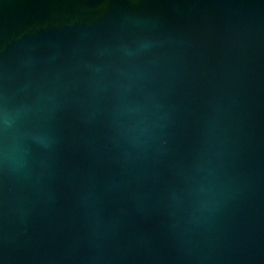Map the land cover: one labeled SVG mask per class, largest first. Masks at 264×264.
Masks as SVG:
<instances>
[{"label": "water", "instance_id": "1", "mask_svg": "<svg viewBox=\"0 0 264 264\" xmlns=\"http://www.w3.org/2000/svg\"><path fill=\"white\" fill-rule=\"evenodd\" d=\"M0 264H264V0H0Z\"/></svg>", "mask_w": 264, "mask_h": 264}]
</instances>
